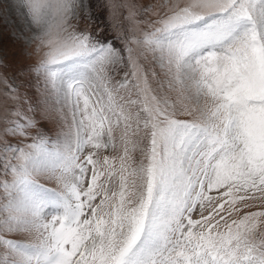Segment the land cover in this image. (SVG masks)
Instances as JSON below:
<instances>
[{
    "label": "snow or ice",
    "instance_id": "1",
    "mask_svg": "<svg viewBox=\"0 0 264 264\" xmlns=\"http://www.w3.org/2000/svg\"><path fill=\"white\" fill-rule=\"evenodd\" d=\"M0 20V264H264V0Z\"/></svg>",
    "mask_w": 264,
    "mask_h": 264
},
{
    "label": "rangeland",
    "instance_id": "2",
    "mask_svg": "<svg viewBox=\"0 0 264 264\" xmlns=\"http://www.w3.org/2000/svg\"><path fill=\"white\" fill-rule=\"evenodd\" d=\"M11 21L9 20L7 22V24H10ZM11 29L6 25V23L2 20H0V31H3L5 33V35H7V33L10 31ZM7 43V41H6Z\"/></svg>",
    "mask_w": 264,
    "mask_h": 264
}]
</instances>
